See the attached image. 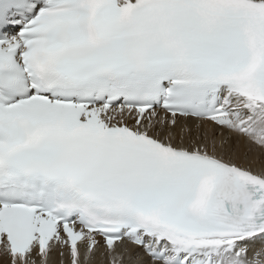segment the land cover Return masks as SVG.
Segmentation results:
<instances>
[{"label": "snow or ice", "instance_id": "obj_1", "mask_svg": "<svg viewBox=\"0 0 264 264\" xmlns=\"http://www.w3.org/2000/svg\"><path fill=\"white\" fill-rule=\"evenodd\" d=\"M0 264H264V0H0Z\"/></svg>", "mask_w": 264, "mask_h": 264}]
</instances>
